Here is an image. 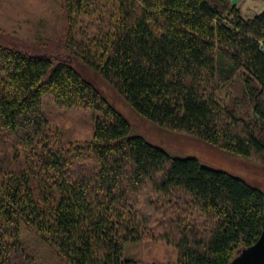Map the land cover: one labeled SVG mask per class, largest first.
<instances>
[{
    "label": "trees",
    "instance_id": "16d2710c",
    "mask_svg": "<svg viewBox=\"0 0 264 264\" xmlns=\"http://www.w3.org/2000/svg\"><path fill=\"white\" fill-rule=\"evenodd\" d=\"M65 5L70 21L94 15V33L72 52L139 114L264 165V10L244 18L232 0ZM43 95L94 111L92 138L64 141ZM130 129L68 61L0 43V264H34L22 225L62 264H162L123 257L141 239L173 246L177 261L166 264H230L256 242L264 191Z\"/></svg>",
    "mask_w": 264,
    "mask_h": 264
},
{
    "label": "rangeland",
    "instance_id": "374dc122",
    "mask_svg": "<svg viewBox=\"0 0 264 264\" xmlns=\"http://www.w3.org/2000/svg\"><path fill=\"white\" fill-rule=\"evenodd\" d=\"M232 2L239 7L244 18L264 10V0ZM74 15L70 21L65 0H0V43L68 61L127 119L132 135L142 136L172 156L195 157L207 167L226 171L264 191V165L252 158L232 154L190 133L167 129L146 119L99 72L77 57L70 47L75 51L76 42L91 38L94 15L77 18ZM69 34L73 40H70ZM230 92L229 83H222L216 92L217 100L224 104ZM41 107L47 112L51 127L62 131L64 141L83 142L92 138L94 111L91 109L58 106L50 95L41 96ZM21 237L32 254L34 264H62L55 249L23 225ZM122 253L124 258L140 263H173L178 257L173 246L142 239L126 243Z\"/></svg>",
    "mask_w": 264,
    "mask_h": 264
},
{
    "label": "water",
    "instance_id": "95a60500",
    "mask_svg": "<svg viewBox=\"0 0 264 264\" xmlns=\"http://www.w3.org/2000/svg\"><path fill=\"white\" fill-rule=\"evenodd\" d=\"M230 264H264V229L256 242L243 248Z\"/></svg>",
    "mask_w": 264,
    "mask_h": 264
}]
</instances>
